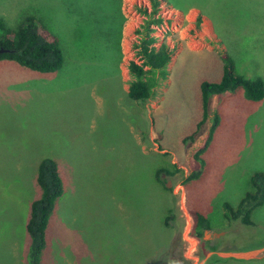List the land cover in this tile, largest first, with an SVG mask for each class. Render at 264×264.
<instances>
[{
  "label": "rangeland",
  "instance_id": "obj_1",
  "mask_svg": "<svg viewBox=\"0 0 264 264\" xmlns=\"http://www.w3.org/2000/svg\"><path fill=\"white\" fill-rule=\"evenodd\" d=\"M98 1L111 3L117 24V0ZM160 1L164 22L154 33L173 60L168 79L142 103L128 94V64L142 21L137 6L150 0H122L121 36L109 48L103 40L77 42L76 7L86 18L90 6L100 9L97 0H0V17L11 26L26 14L44 16L65 55L54 73L0 61V264H28L27 223L45 157L58 161L65 192L50 220L43 264H200L211 251L204 254L198 241L189 260L183 240L195 211L213 229H226L232 248L261 247L248 261L210 253L206 264H264V204L252 225L226 218L224 208L236 207L252 189L251 176L264 172V98L249 100L243 88L215 95L207 121L184 142L203 117L201 82L221 77L225 52L238 73L264 80V0ZM219 12L225 14L217 19ZM215 113L221 120L205 167L188 179L201 169L195 153Z\"/></svg>",
  "mask_w": 264,
  "mask_h": 264
},
{
  "label": "trees",
  "instance_id": "obj_2",
  "mask_svg": "<svg viewBox=\"0 0 264 264\" xmlns=\"http://www.w3.org/2000/svg\"><path fill=\"white\" fill-rule=\"evenodd\" d=\"M73 1L75 2V0ZM118 3L121 19L117 24L110 2L104 5L97 0L96 6H99L100 9L90 6L86 9V18L76 7L78 12H75L74 21L77 35L81 37L77 38V42L81 41L83 45L88 46L90 43L101 45L103 40L109 48L112 45V38L121 36L124 22V15L121 11L122 0H117V6ZM160 4V0H150L147 5L137 6L142 21L135 30L136 39L132 44L134 58L128 64V71L131 76L128 94L132 99L142 103L150 100L157 89L168 79V67L173 55V50L165 42L160 46L157 45L159 38L154 32L156 27L164 22V17L160 13ZM214 4L217 3L214 2ZM174 6L177 7L176 4ZM181 9L184 10V8ZM103 14L106 15V20L100 22L99 19ZM224 14L219 12L217 19ZM113 24L117 26L115 32L113 31ZM49 26L51 27L44 16L33 13L26 14L16 26L9 25L3 17H0V48L7 49L0 53V61H13L41 73H54L60 70L64 66L65 55L60 37ZM87 30L88 33H86ZM96 38L99 40V44L93 41ZM222 58L224 64L221 77L217 80L205 79L201 82L203 117L198 122L196 129L184 138V142L194 140L207 121L211 101L215 95L243 88L245 96L249 100L259 101L264 98V80L261 77H246L238 73L233 57L227 52L222 55ZM220 120V114L215 113L208 137L204 145L195 153V159L200 163L201 169L190 174L188 179L197 178L201 175L206 164L203 154L210 146ZM163 170H157L158 180H161ZM250 181L252 189L241 198L236 207L227 202L224 204L225 215L230 220H238L245 225L254 223L252 219L254 210L264 204V172H255ZM37 182L41 193L31 203L30 217L27 223V231L31 239L28 264H43L44 252L48 246L50 220L56 201L65 192V181L55 158L45 157L40 161L37 169ZM174 208L175 206L169 212L173 213ZM194 216V234L202 244L204 243L205 231L211 228V222L201 211H195ZM172 221H175V213L166 217L165 224L173 226ZM217 249L218 246H209L207 242L203 253L206 254L207 251H216ZM177 261L178 264H186L183 260Z\"/></svg>",
  "mask_w": 264,
  "mask_h": 264
},
{
  "label": "crops",
  "instance_id": "obj_3",
  "mask_svg": "<svg viewBox=\"0 0 264 264\" xmlns=\"http://www.w3.org/2000/svg\"><path fill=\"white\" fill-rule=\"evenodd\" d=\"M167 44V43H166ZM157 45L158 46H160V44H158V42H157ZM168 45V44H167ZM169 46V45H168ZM170 47V46H169ZM170 49H171V47H170ZM172 60H173V55H172V59H171V61H170V63H169V65H171V62H172ZM168 69H169V67H168ZM226 218H228V217H226ZM229 219V218H228ZM227 220V219H226ZM230 222V220H227V222ZM232 221V220H231ZM236 221V220H235ZM209 231H210V237L209 238H213V237H215L216 238V240H214V242L212 243V245L213 244H215V246H218V249L216 250V251H219V252H236V253H245V252H253V251H256L257 249H260L261 247H257V248H252V249H234V248H232L231 247V244L234 242V240L232 239V237L230 238V237H228L226 234L228 233V231H226V229H224V228H216V229H213V227H211L210 229H209ZM220 231H222V232H220ZM207 232L205 231V237L204 238H207ZM209 245V244H208ZM210 246H211V244H210ZM204 249H205V247H204ZM203 249V250H204ZM215 255H217V257L219 258V259H222V260H227L228 258L227 257H223V256H221V255H219V254H217V253H215ZM258 258H261V256L260 257H258ZM217 259V258H216ZM255 259H257V258H255ZM254 259V260H255ZM241 260V259H240ZM249 260H251V258L249 259ZM242 261H248V260H244V259H242ZM216 263H218V261L216 262Z\"/></svg>",
  "mask_w": 264,
  "mask_h": 264
},
{
  "label": "built area",
  "instance_id": "obj_4",
  "mask_svg": "<svg viewBox=\"0 0 264 264\" xmlns=\"http://www.w3.org/2000/svg\"><path fill=\"white\" fill-rule=\"evenodd\" d=\"M159 29V26L156 27V30ZM194 225H193V221H192V217L190 215V217L186 218V224H185V230H184V234H183V240L186 243V257L190 260V259H195L197 252H198V238L195 236L194 234Z\"/></svg>",
  "mask_w": 264,
  "mask_h": 264
},
{
  "label": "water",
  "instance_id": "obj_5",
  "mask_svg": "<svg viewBox=\"0 0 264 264\" xmlns=\"http://www.w3.org/2000/svg\"><path fill=\"white\" fill-rule=\"evenodd\" d=\"M7 49L5 48H0V53L5 52ZM209 231V230H208ZM261 251L260 249H257L256 251L253 252H245V253H236V252H219V251H211L210 253H217L223 257H229V258H236V259H247L251 258L254 256L257 252ZM210 253L206 256V258L200 263V264H206L210 257Z\"/></svg>",
  "mask_w": 264,
  "mask_h": 264
},
{
  "label": "flooded vegetation",
  "instance_id": "obj_6",
  "mask_svg": "<svg viewBox=\"0 0 264 264\" xmlns=\"http://www.w3.org/2000/svg\"><path fill=\"white\" fill-rule=\"evenodd\" d=\"M209 229H207L206 231H208ZM214 240H216L215 237L213 238H204V243L201 244L202 249H204V247L206 246V243L208 242L209 246L211 244V246H215V244L212 245V243L214 242Z\"/></svg>",
  "mask_w": 264,
  "mask_h": 264
}]
</instances>
